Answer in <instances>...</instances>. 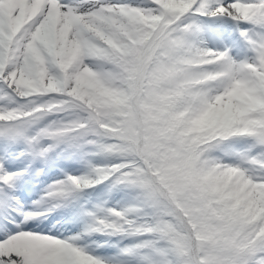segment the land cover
<instances>
[{"label": "snow or ice", "instance_id": "6c2138e0", "mask_svg": "<svg viewBox=\"0 0 264 264\" xmlns=\"http://www.w3.org/2000/svg\"><path fill=\"white\" fill-rule=\"evenodd\" d=\"M0 140V264H264V0H0Z\"/></svg>", "mask_w": 264, "mask_h": 264}, {"label": "rangeland", "instance_id": "374dc122", "mask_svg": "<svg viewBox=\"0 0 264 264\" xmlns=\"http://www.w3.org/2000/svg\"><path fill=\"white\" fill-rule=\"evenodd\" d=\"M237 31H239V29L237 30ZM247 58V57H246ZM246 58H242V59H240V58H238L237 59V61L239 62V61H243L244 59H246ZM25 148L26 147H24V149H20L18 152H17V154H16V156H18V158H22V157H27V156H20L19 154L21 153V152H23L24 150H25ZM15 156V157H16ZM15 157H11L10 159L12 160V159H14ZM30 158V157H29ZM98 158V157H97ZM14 161V160H13ZM104 161H99L98 162V164H100V163H103ZM80 164V163H79ZM72 167V165L70 166V168ZM76 170H78V174H80V172L81 171H83L84 170V167H83V165H79V166H76V167H74L73 169H72V171H76ZM70 171H71V169H70ZM101 191V190H100ZM130 192H132V196H131V201L132 202H130V203H127V204H125L124 205V203L122 202V201H119V204L118 205H123V206H127V205H130V204H132V203H134V201H135V197H136V193L133 191V190H129ZM101 252H99L100 254H102V255H112V254H114L115 252H110V253H107V254H105L104 252H103V250L101 249L100 250Z\"/></svg>", "mask_w": 264, "mask_h": 264}]
</instances>
